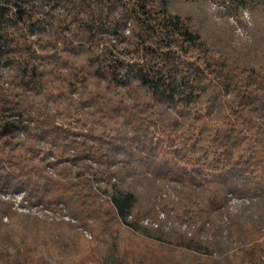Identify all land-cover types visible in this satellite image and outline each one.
I'll list each match as a JSON object with an SVG mask.
<instances>
[{
	"label": "trees",
	"instance_id": "16d2710c",
	"mask_svg": "<svg viewBox=\"0 0 264 264\" xmlns=\"http://www.w3.org/2000/svg\"><path fill=\"white\" fill-rule=\"evenodd\" d=\"M0 264H264V0H0Z\"/></svg>",
	"mask_w": 264,
	"mask_h": 264
},
{
	"label": "rangeland",
	"instance_id": "374dc122",
	"mask_svg": "<svg viewBox=\"0 0 264 264\" xmlns=\"http://www.w3.org/2000/svg\"><path fill=\"white\" fill-rule=\"evenodd\" d=\"M218 7H219V5L216 3V2H213L212 3V9L213 10H217L218 9ZM220 9V8H219ZM7 199V198H6ZM20 201H21V199H20V197L19 198H15V200H14V202H17L16 204H19L20 203ZM248 205V206H247ZM246 208V209H245ZM240 210H243V211H245L244 213H248V214H251V213H256V212H258V208H256L255 206H251V205H249L248 204V202L247 203H243V202H241V201H234L233 202V211L234 212H238V211H240ZM22 210H20V212H21ZM27 213V212H26ZM32 213H34V212H32ZM34 214H37L40 218H44V216L43 215H46L45 213H34Z\"/></svg>",
	"mask_w": 264,
	"mask_h": 264
}]
</instances>
